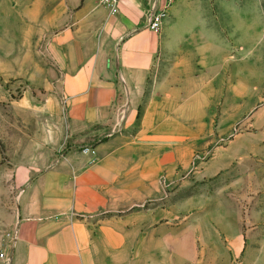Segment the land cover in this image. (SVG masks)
<instances>
[{
  "label": "rangeland",
  "instance_id": "obj_1",
  "mask_svg": "<svg viewBox=\"0 0 264 264\" xmlns=\"http://www.w3.org/2000/svg\"><path fill=\"white\" fill-rule=\"evenodd\" d=\"M40 7L0 0V253L30 203L50 202L46 219L89 230L78 176L91 170L101 180L91 188L96 219L134 237L113 249L112 264H264V0L184 2L179 10L225 14L223 30L192 39L224 43L208 98L169 106L145 96L130 124L112 131L81 130L78 103L57 91ZM169 68L162 61V73Z\"/></svg>",
  "mask_w": 264,
  "mask_h": 264
},
{
  "label": "crops",
  "instance_id": "obj_2",
  "mask_svg": "<svg viewBox=\"0 0 264 264\" xmlns=\"http://www.w3.org/2000/svg\"><path fill=\"white\" fill-rule=\"evenodd\" d=\"M187 1L176 0L168 8V26L158 36L146 28V18L164 0H122L116 14L99 0H41V30L50 35L46 50L57 66L56 88L78 103L73 116L81 130L97 124L109 131L127 127L145 96L153 101L160 95L169 106L178 99L208 98L209 68L218 72L223 67L224 43L214 48L192 39L207 29L223 30L225 14L179 10ZM164 60H170V68L162 73ZM116 171L109 168L107 174ZM99 179L91 170L78 176L85 195L79 199L88 202L86 213L92 218L89 230L67 218L46 219L50 202L27 204L18 234L8 235L12 244L2 252L4 259L10 264H112L113 249L134 237L114 236L111 222L96 219L97 196L91 188ZM136 242L143 244L144 235H137Z\"/></svg>",
  "mask_w": 264,
  "mask_h": 264
},
{
  "label": "built area",
  "instance_id": "obj_3",
  "mask_svg": "<svg viewBox=\"0 0 264 264\" xmlns=\"http://www.w3.org/2000/svg\"><path fill=\"white\" fill-rule=\"evenodd\" d=\"M122 0H99V5L108 10L111 14L118 12L119 3ZM175 0H164L160 7H152L146 18V28L152 32H158L162 26V22L167 15L168 8L174 3ZM0 258L4 259V254L0 253Z\"/></svg>",
  "mask_w": 264,
  "mask_h": 264
}]
</instances>
